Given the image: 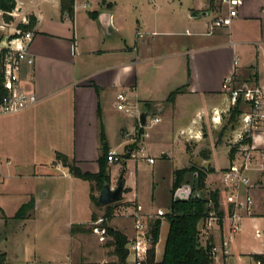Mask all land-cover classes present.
I'll list each match as a JSON object with an SVG mask.
<instances>
[{"label":"crops","instance_id":"1","mask_svg":"<svg viewBox=\"0 0 264 264\" xmlns=\"http://www.w3.org/2000/svg\"><path fill=\"white\" fill-rule=\"evenodd\" d=\"M15 1L10 20L0 10V39L12 37L19 25L34 18L30 52L35 64L24 67L20 80L27 91L38 96L39 102L21 113L0 116L11 118L0 121V179L4 166H14L18 177L23 161L30 157L44 161L47 157L51 167L34 162V176L68 182L74 204L65 216L62 202H47L51 191L30 193L11 215L0 205V220L6 225L24 204L34 200L29 216L20 221L19 231L25 232L28 224L40 221L39 212L46 221L52 220L51 232L67 236L68 259L74 256L75 235L71 229L74 225H88L93 216L91 183L72 176L56 157L63 154L83 172L96 174L105 148L125 154L127 147L135 144L138 121L117 109L120 92H127L144 112H154L161 119L147 130L149 137L140 142L148 157L155 160L150 165L155 166L160 158L179 160L180 164L172 165L174 175L176 170L192 165L214 169L211 147L227 146L230 156L238 131L229 124L234 105L223 85L231 80L235 88L264 87V0H248L230 27L212 33L210 27L219 15V1L167 0L163 15L158 0H147V4L143 0H74L73 18L63 14L61 0ZM182 87H186L184 93L169 103L171 94ZM211 130L221 132L211 139ZM248 150L243 154L238 148L230 165L247 159L251 186L241 193L251 194L255 207L253 214L244 219L257 224V220H264V126L251 138ZM198 158L203 160L199 164ZM143 162L128 160L125 171H130V163L138 171ZM228 167L222 170L220 182L210 179L214 173L207 178L208 189L220 193L223 216L208 229V220L200 223V230L206 227L201 244L205 247L209 243L216 250L213 264H258L252 256L264 251L243 252L241 233L230 239L231 190L222 177ZM80 191L86 198V212L78 205ZM124 193L129 196L126 202L133 203L145 218L163 210L145 212L138 186L126 187V179ZM168 232L169 222L163 218L156 247L157 264L162 260ZM83 234L76 235L81 238ZM26 239L28 236L19 234L13 237L15 248L6 246L9 238L3 246L0 243L6 264L41 262L27 259ZM70 262L74 264L67 257L59 262L50 258L47 264ZM128 263L131 264L129 258Z\"/></svg>","mask_w":264,"mask_h":264},{"label":"rangeland","instance_id":"2","mask_svg":"<svg viewBox=\"0 0 264 264\" xmlns=\"http://www.w3.org/2000/svg\"><path fill=\"white\" fill-rule=\"evenodd\" d=\"M141 1V0H140ZM147 4V0H143ZM167 0H158L159 4L164 11L167 9L166 2ZM9 116L0 117V121L10 120L7 118ZM236 131H240V123H238L235 128ZM221 131L211 130L209 133L210 138H213V135L216 133L219 134ZM231 134V133H230ZM233 134H231L232 136ZM239 144L235 145L236 150L238 151ZM213 153V162H214V175L210 179H216L220 182L222 170L230 166V156L228 155L227 146L218 147L214 149L211 147ZM123 150H120L122 152ZM239 152V151H238ZM241 156V154H240ZM243 156V154H242ZM45 157V156H44ZM43 159H30L23 161L25 164L18 168L19 176H15L14 166H4L3 176L0 179V205L3 206L4 212L8 215H11L16 206L24 202V199L30 193L39 194L42 190L44 192L51 191V197L46 199L47 202H50L52 199H57L62 202L64 215L69 214V206L74 204L72 199V193L69 192L68 182L62 183L61 181L55 182L54 180L48 178H36L34 176V162H43L44 165L51 167V161L45 157ZM203 160L198 158L196 162L199 164ZM237 161V162H236ZM176 162V163H175ZM179 160L165 161L162 158L157 160L155 166L150 165L147 161L144 160L142 166L139 167L137 171L134 164L130 163L128 168L130 171L125 175L126 187H133L136 189L138 186L139 190V200L143 203L145 212H153L159 208H162L166 213L170 212V207L172 203V165L180 164ZM124 164L126 163L123 162ZM123 163L113 164L111 169L110 167V183L114 188L116 187L117 180L122 174L124 168ZM235 163H239L238 160H235ZM180 166V165H178ZM50 171H53L51 168ZM112 174V177H111ZM223 177V175H222ZM82 182V181H81ZM63 189L61 190V187ZM93 187L92 195L95 198H99L100 190L97 189L96 184H91ZM127 192V190H126ZM79 198V208L86 212V198L83 197V193L80 191L78 194ZM204 197H209L208 194H203ZM55 196V198H54ZM127 195L124 193L121 201L113 203L112 206L107 208L106 206H97L93 203V215L95 216L94 220H91L88 225H86L87 232L84 233L81 238L77 235L74 237L75 243V253L71 259H68V254L70 251V242L67 236H60L57 233L51 232L49 229L52 225L50 222L52 220L46 221V217L38 214V219L34 224H28L27 230L25 232L20 230V221L17 219H11L6 225L5 222L0 220V243L3 246L6 243L5 239L9 238V241L6 243V246L9 248H15L16 241H11L13 237H16L18 234L21 237H27L29 239L23 240L24 244L29 246L27 250V259L34 261L37 259L41 261L40 263L34 264H47L48 259L53 258L57 262L64 261L67 257L68 261H74V264H119L117 257L112 255L114 250L113 247L109 246L113 240L108 235L107 228L117 230L128 237L129 240L135 238V229H134V214L139 212V209L135 208L133 203L126 202ZM37 217V216H36ZM57 216L55 215L54 218ZM155 215H149L148 218H143L142 221H151L154 219ZM37 219V220H38ZM247 220H242V248L244 252L246 250L260 253L264 251V220H257V224L247 223ZM104 229L105 234H98L95 232L96 228ZM134 233H133V232ZM21 232H23L21 234ZM59 236V237H56ZM201 239H204V234H201ZM203 241V240H202ZM22 244L20 243L21 247ZM22 248V247H21ZM214 250V249H213ZM215 261V259H214ZM129 262L134 264L136 262V255L131 253L129 255ZM27 264V263H25ZM60 264V263H55ZM71 264V262L69 263ZM129 264V263H128ZM243 264H247L244 262Z\"/></svg>","mask_w":264,"mask_h":264},{"label":"built area","instance_id":"3","mask_svg":"<svg viewBox=\"0 0 264 264\" xmlns=\"http://www.w3.org/2000/svg\"><path fill=\"white\" fill-rule=\"evenodd\" d=\"M219 1V15L214 19L210 27L212 33L215 29L230 27L233 21L239 17L241 7L248 0H211ZM225 11V14L222 12ZM12 15V14H11ZM34 34L31 31H23L17 29L12 37L0 39V76L3 78V86L6 94L0 101V116L14 115L32 108L39 102V98L35 93L27 91L20 80V74L25 66L32 67L35 64V57L30 52V45L33 41ZM232 81L227 80L223 88L229 91L234 106L237 105L239 99L245 106L244 112L240 118V131L236 135V144H239V150L243 154H247L248 144L243 142L251 139L255 134L260 132L264 126V87L252 86L235 88L231 85ZM117 109L127 117L136 118L138 128L135 132L133 150L129 152V158L124 159V154H118L110 151L108 155V163L118 164L128 160L147 161L154 163L155 160L149 158L144 145L140 144L142 139L148 138V129L161 122L160 117L154 112H146L147 127H142L140 117L144 112L141 105L132 101L127 92H120L117 97ZM248 158V157H246ZM247 159L241 163H232L224 172L223 180L228 189L231 190L229 203L232 205V211L229 216L230 220V239L239 234L242 229V220L249 217L254 212L255 201L251 194L241 193L243 189L251 186V180L247 175ZM190 193V187L184 186L177 190L176 197H182ZM166 213L163 210L158 211L154 218H164ZM144 216L139 212L134 214L135 238L129 242V252L136 255L134 264H144L147 258V252L151 248L148 238L149 222L142 221ZM208 227L218 222L220 218L211 214L207 219ZM206 232V227L201 230ZM95 232L102 235L106 231L104 229H95ZM213 257L216 258V250H213ZM228 253V252H226Z\"/></svg>","mask_w":264,"mask_h":264},{"label":"trees","instance_id":"4","mask_svg":"<svg viewBox=\"0 0 264 264\" xmlns=\"http://www.w3.org/2000/svg\"><path fill=\"white\" fill-rule=\"evenodd\" d=\"M214 1H212L213 3ZM63 14H68L70 18L74 16V0H61ZM214 4V3H213ZM16 8L15 0H0V10L4 12L7 20H10V14ZM35 26L34 18H31L28 24L19 25V29L23 31H31ZM186 87L179 88L171 94L168 99L169 103L175 101L179 94L184 93ZM6 94L3 86V78L0 76V101ZM245 109L242 100L239 99L236 106L230 111L229 124L232 125L231 129L234 130L238 123H240L241 115ZM100 112V111H99ZM251 139L245 140L243 143H250ZM136 144L127 147L124 159L129 158V152L133 150ZM109 150L104 149L103 155L99 158V172L96 174L83 172L77 163L63 154H57V161L69 169V172L75 178L87 181L91 184H96L97 189L102 191L105 184L110 183V167L108 163ZM237 153L236 148H233L230 154L231 161L235 159ZM124 164V163H123ZM125 164L122 173L125 174ZM214 173L213 168H202L197 165H192L189 168L179 169L174 172L173 183L171 188L172 203L170 212L164 217L169 222V232L165 242L164 254L159 264H213V246L207 244L202 246L201 234L199 226L200 223L207 220L211 214L222 218L223 213L220 210V193L219 191L210 190L207 187V178L210 174ZM189 186L190 193L182 197H176L178 189ZM93 187H91V201L97 206L99 198L92 195ZM101 193V192H100ZM203 194H208L209 197H204ZM210 204L212 206L210 207ZM113 205V204H112ZM110 205L106 207L109 208ZM34 207V200L24 204L15 215V219L23 220ZM95 216H92V220ZM163 218H154L149 221V234L148 238L151 248L147 252V258L144 264H157L156 261V247L160 240L161 226ZM108 235L112 238L109 246L114 250L112 255L117 257L119 264H128L129 242L130 240L123 233L107 228ZM85 225H74L71 229V234L76 235L86 233ZM252 258L258 264H264V254L253 255ZM0 264H6V255L0 254Z\"/></svg>","mask_w":264,"mask_h":264},{"label":"water","instance_id":"5","mask_svg":"<svg viewBox=\"0 0 264 264\" xmlns=\"http://www.w3.org/2000/svg\"><path fill=\"white\" fill-rule=\"evenodd\" d=\"M147 116L148 113L143 112L140 117V123L142 127H147ZM124 192H125V178H124V173H122L117 181L115 188L109 183L104 185L99 195L98 203L101 206H107L113 203H117L121 201Z\"/></svg>","mask_w":264,"mask_h":264}]
</instances>
